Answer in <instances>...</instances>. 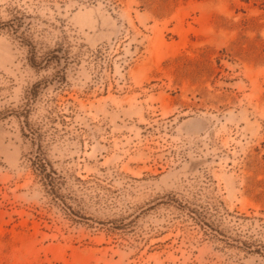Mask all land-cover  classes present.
I'll use <instances>...</instances> for the list:
<instances>
[{"label": "rangeland", "instance_id": "rangeland-1", "mask_svg": "<svg viewBox=\"0 0 264 264\" xmlns=\"http://www.w3.org/2000/svg\"><path fill=\"white\" fill-rule=\"evenodd\" d=\"M0 264H264V0H0Z\"/></svg>", "mask_w": 264, "mask_h": 264}]
</instances>
